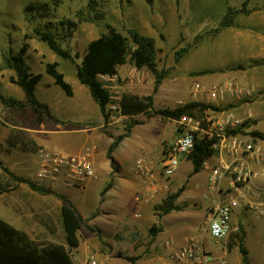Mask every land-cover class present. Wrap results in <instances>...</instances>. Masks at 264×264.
Returning <instances> with one entry per match:
<instances>
[{
	"label": "crops",
	"instance_id": "0c3cea01",
	"mask_svg": "<svg viewBox=\"0 0 264 264\" xmlns=\"http://www.w3.org/2000/svg\"><path fill=\"white\" fill-rule=\"evenodd\" d=\"M124 67L125 65L119 66L116 74L121 79L122 92L138 97L152 95L153 107L156 109H174L179 106V101L182 102L181 105L194 101L208 103L202 95L198 99L190 95L189 87L193 84L191 80L172 78L170 75L153 93L154 77L150 72L143 73L142 68L137 69L134 66H131L130 70ZM167 79L169 81H166ZM41 81L42 78L37 85ZM226 82L237 85L232 79ZM51 83L53 82L46 81L40 94L35 96L41 103L46 104L51 114L62 123L46 120L40 123L32 132L35 144L38 147L58 148L73 154L89 151L97 177L85 182L81 188L66 186L62 180L38 184L35 172L33 178L26 177L25 167L8 165L4 157H0V160L4 165H8L9 170L16 176L26 180L31 178L49 192L41 195L27 188L30 198L26 199L29 207L24 217L33 219V215L37 214L35 220H38V215L48 214L53 209L57 213L60 227L59 209L63 202L56 195L65 197L81 215L85 225H81L78 230L80 243L72 252V264L75 255H78L77 264H89L86 263L89 257H95L98 260L95 261L96 264H131L129 260L132 259L135 260L134 264H139L138 259L144 257L140 251L141 243H145V264H186L169 261L168 248L182 247L191 238L207 241L208 238L203 236L204 222L213 202L226 203L231 200L239 201V206L234 207L231 212V233L242 237L247 254L249 251H256L264 258V215L248 207L247 203L252 199L245 197L240 200L238 192L229 184L228 179L220 182L215 192L208 191L210 168L218 162L216 154L203 162L201 169L196 173H193L191 161L187 157H181L179 167L170 179L168 187L160 186L149 199L144 200L142 182L133 173L134 160L141 156L158 162L164 148L183 133V128L177 125V120L144 114L130 115V120L135 119L136 122H133L128 135L119 142L108 158L107 150L113 140L125 133L122 134L120 130H114L112 125L104 123L98 105L80 82L69 83L72 96L65 95L66 98L58 93L54 96L55 91L50 90ZM145 83L150 84V91L147 93L143 88ZM254 85L258 89L263 88L255 94L254 101L255 114L262 116L264 78L256 81ZM238 100V97L229 95L220 101L231 105ZM93 105H96L97 112ZM223 114L232 115L226 112ZM253 130L264 136V128L257 122L249 125L245 130L247 134L238 135L255 148L253 154H245L243 159L256 173L255 185L264 188V176L261 173L264 170V138L252 137L249 133ZM159 179L162 183L163 178L159 176ZM181 180L184 181L180 184ZM241 192L245 193V190L241 189ZM205 193L207 197L203 196ZM4 194L6 193L0 197ZM174 194H177V198L173 204L180 209L158 218L157 208L168 196ZM31 196L34 200L45 201V205L38 206L31 200ZM129 217L134 221H130ZM7 222L29 234L21 227V223L9 219ZM49 242L59 243L51 240ZM60 243H63V236ZM105 243L110 247H104ZM168 244L172 246L168 247Z\"/></svg>",
	"mask_w": 264,
	"mask_h": 264
},
{
	"label": "rangeland",
	"instance_id": "374dc122",
	"mask_svg": "<svg viewBox=\"0 0 264 264\" xmlns=\"http://www.w3.org/2000/svg\"><path fill=\"white\" fill-rule=\"evenodd\" d=\"M28 7L34 9L27 11ZM227 7L245 8L250 12L239 14L232 27L212 33ZM96 13L101 14V20H96ZM105 24L125 37H129L128 32L135 29L153 39L157 69L166 70V78L171 75L172 78L191 80L193 84L190 85L189 92L196 83L207 88L231 79L236 81V86L243 92L238 97V102L228 105L220 100L208 101L207 104L218 110L198 114L196 120L202 126L206 124L207 117L225 115L223 112H226L239 120L240 126L245 122H257L264 128V114L256 115L254 108L255 94L263 90L258 89L254 83L264 78V0H0V92L17 100H24L22 90L9 82L13 72L3 66V56L8 52L17 53L23 44L27 46L25 63L32 73L42 75V81L35 89L36 95L40 94L46 81L53 82L45 73L46 63L57 62V69L64 75L67 83L80 84L75 76V65L80 63L87 44L106 31ZM44 26L50 29L64 49L69 50L72 55L78 54L79 58L74 62L61 59L39 41L33 31ZM186 47H189L186 53L176 55ZM131 66L127 63L124 68L130 70ZM202 70L213 73L195 74ZM142 71L149 72L147 68H142ZM119 82L122 85L120 78ZM143 86L145 93L150 91L149 83ZM50 87V90L55 91L54 96L58 93L66 98L59 87L53 83ZM247 90L249 93H244ZM201 95L205 98V93L200 92L197 99ZM239 106L242 108H238ZM93 108L97 112L96 105ZM248 117L250 118L247 119ZM134 121L135 119H128L123 124H113L112 127L123 134ZM38 127L39 124L29 114L13 112L0 105V157H4L8 165L25 167L26 177L33 178L37 167L35 153L38 146L32 132ZM245 134L247 133L242 135ZM8 165L5 166L8 168ZM29 180L33 181L31 178ZM27 188L26 184L19 183L15 189L0 197V219L21 223L29 236L38 242L50 243L51 240L60 243L62 233L57 213L53 209L48 214L38 215V220H35L37 214L33 215L34 220L24 217L29 207L26 199L30 198ZM33 201L38 206L45 205V201ZM128 219L134 221L130 217ZM203 236L208 238L207 241H201L207 246L208 249H205L211 259L206 264H242L241 255L236 248L238 242L233 233H229L227 239L215 242L204 228ZM141 245L140 251L144 257H140L138 262L145 264V243ZM104 247L110 246L105 243ZM247 257L250 264H264V258L256 251H249ZM77 259L78 255H75L73 264H77ZM93 260L98 261L95 257H89L86 263Z\"/></svg>",
	"mask_w": 264,
	"mask_h": 264
},
{
	"label": "trees",
	"instance_id": "16d2710c",
	"mask_svg": "<svg viewBox=\"0 0 264 264\" xmlns=\"http://www.w3.org/2000/svg\"><path fill=\"white\" fill-rule=\"evenodd\" d=\"M34 8L28 7L27 11ZM250 11L245 8L234 9L227 7L226 12L219 25L212 30V33H218L223 29L233 26L235 18L239 14H248ZM96 20L102 19L101 14H95ZM106 31L96 39L90 41L80 63L75 65V76L77 80L84 85L98 105L103 116V121H107L106 106L109 102V95L103 88L100 75H116L117 68L127 63L137 69L147 68L154 77L153 93H155L162 81L166 78V70H158L155 65L156 48L153 39L140 34L137 30L131 29L128 32L129 37L123 36L112 26L105 24ZM34 36L44 43L49 50L54 52L58 57L64 60L74 62L79 58L78 54H71L69 50L64 49L56 36L47 26L36 28L33 31ZM29 37H26L28 39ZM189 47L183 48L177 52V56H182L188 51ZM27 51L26 44H23L17 53L8 52L3 56V66L13 72L9 77V82L18 86L24 95V100H17L13 97L5 96L0 92V105L13 112L29 114L38 124L43 121L62 123L55 118L48 106L41 103L35 96V88L41 80L40 73H32L29 66L25 63V54ZM177 60V58H176ZM58 63H46L45 73L53 79L54 85L59 87L66 96H72V88L64 79V75L58 71ZM213 71L202 70L195 74H207ZM121 108L123 113L129 115L144 114L148 116H159L165 119L179 120L183 116H189L198 119V114L207 110H218L210 104L194 101L188 102L174 109L153 107V96L138 97L130 93H123L121 99ZM249 123H243L237 130L229 132L231 134H243L249 127ZM131 125L127 126L125 134L118 136L113 140L107 150L109 158L112 151L117 147L119 142L128 135ZM252 137L264 138L262 134L253 130L249 133ZM31 144H34L31 141ZM35 145V144H34ZM215 152L210 148V142L206 139L196 140L194 150L188 159L193 165V173L201 169L203 162L213 156ZM24 183L41 195L49 192L42 188L34 181L26 180L16 176L0 160V195L8 193L17 187V184ZM62 200L63 204L59 209L60 231L63 236V243H45L32 239L28 233L17 229L0 219V264H72V252L79 246L80 240L78 230L85 221L77 212L74 206L63 196L56 195ZM177 194L168 196L161 206L157 208L158 218L169 213L177 211L180 208L174 205ZM91 231L93 229L89 228ZM235 235L237 247L241 255V263L249 264L247 252L243 247L242 237ZM100 238V237H99ZM101 240V239H100ZM102 241V240H101ZM134 264V259L129 260Z\"/></svg>",
	"mask_w": 264,
	"mask_h": 264
},
{
	"label": "built area",
	"instance_id": "2783aa9c",
	"mask_svg": "<svg viewBox=\"0 0 264 264\" xmlns=\"http://www.w3.org/2000/svg\"><path fill=\"white\" fill-rule=\"evenodd\" d=\"M99 80L109 95L106 124H123L131 116L123 113L121 108L122 88L118 76L100 75ZM241 90L230 82L212 84L207 88L196 83L190 95L197 98L200 92H204L208 101L215 102L229 95L239 97L243 93ZM244 93H249V90ZM181 104L179 101L178 105ZM177 121V125L183 128V133L164 148L158 162L141 156L134 160L133 173L142 182L144 200L149 199L160 186L167 188L179 167V159L192 153L196 140L206 139L218 157V162L209 171L208 191L215 192L220 182L228 179L229 184L238 192V198L252 199L247 203L248 207L264 215V188L255 185L256 173L243 159L245 154H253L255 148L238 134L229 133L236 130L241 122L230 115L209 116L204 126L189 116H183ZM35 160L37 165L35 180L38 184L62 180L66 186L81 188L85 182L97 177L89 151L73 154L58 148L38 147ZM261 173L264 176V170ZM159 176L163 178L162 183ZM241 189L245 190V193L241 192ZM203 196L207 197V194ZM237 206L239 201L236 200L226 203L213 202L204 222L205 230L212 240L220 241L231 233V212ZM171 246L168 244V247ZM168 250L170 259L174 262L186 264L211 262L199 238L188 239L182 247L176 249L171 247ZM89 264L96 262L90 261Z\"/></svg>",
	"mask_w": 264,
	"mask_h": 264
}]
</instances>
